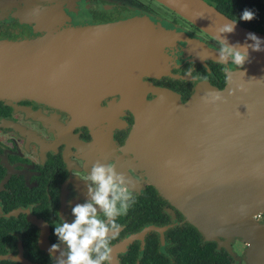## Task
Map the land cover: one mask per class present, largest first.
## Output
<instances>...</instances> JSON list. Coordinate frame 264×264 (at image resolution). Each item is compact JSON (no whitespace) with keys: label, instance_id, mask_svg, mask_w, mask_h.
<instances>
[{"label":"flooded vegetation","instance_id":"obj_1","mask_svg":"<svg viewBox=\"0 0 264 264\" xmlns=\"http://www.w3.org/2000/svg\"><path fill=\"white\" fill-rule=\"evenodd\" d=\"M205 1L264 33V0ZM245 9L256 18L240 20ZM135 16H147L168 31L160 40L163 66L135 69L144 81L179 92L183 101L200 82L226 85L215 38L157 0H0V40L42 37L48 41L42 49L62 50L70 40L62 36L66 30ZM98 95L99 101L92 96L75 110L30 98L0 100V264H56L60 253H50L60 243L54 228L63 220L74 222L72 208L89 199L83 179L97 161L114 163L135 199L117 220L121 230L111 242L112 264H249V244L242 237L228 246L207 240L149 183V165L127 146L135 114L122 94ZM255 217L264 224V212Z\"/></svg>","mask_w":264,"mask_h":264},{"label":"water","instance_id":"obj_2","mask_svg":"<svg viewBox=\"0 0 264 264\" xmlns=\"http://www.w3.org/2000/svg\"><path fill=\"white\" fill-rule=\"evenodd\" d=\"M157 1L213 37L235 21L205 0ZM163 33L149 17L135 16L66 30L62 36L70 40L62 50L42 49L48 42L42 37L0 40V100L30 98L75 110L92 96L97 102L98 94H122L136 118L127 146L149 165V183L207 240L228 246L242 237L249 264H264V224L255 217L264 212V51L249 49L244 68L233 69L223 88L203 81L183 101L135 73L163 66ZM249 33L264 40L239 22L226 35L231 44H244ZM213 91L223 99L214 100Z\"/></svg>","mask_w":264,"mask_h":264},{"label":"clouds","instance_id":"obj_3","mask_svg":"<svg viewBox=\"0 0 264 264\" xmlns=\"http://www.w3.org/2000/svg\"><path fill=\"white\" fill-rule=\"evenodd\" d=\"M239 18L250 22L256 18V14L245 9ZM236 24L235 21L225 23L214 36L220 46L218 62L225 65L223 71L228 83H231L234 74L229 63L244 68L250 57L249 49L264 51V40L254 33L248 34L244 44H231L226 34L234 33ZM210 94L216 101L223 99L218 91ZM83 180L88 183L89 199L72 208L74 222L63 220L62 224L55 226L54 232L60 243L53 244L50 253H60L56 264H112L111 242L121 230L117 220L127 215L135 203L130 181L117 171L114 163L103 164L100 161L92 165L91 172ZM61 245L65 247L61 249Z\"/></svg>","mask_w":264,"mask_h":264},{"label":"trees","instance_id":"obj_4","mask_svg":"<svg viewBox=\"0 0 264 264\" xmlns=\"http://www.w3.org/2000/svg\"><path fill=\"white\" fill-rule=\"evenodd\" d=\"M213 250V245H212V243H208V247H207V251L208 252H211Z\"/></svg>","mask_w":264,"mask_h":264}]
</instances>
